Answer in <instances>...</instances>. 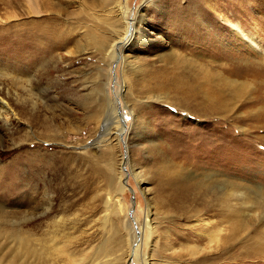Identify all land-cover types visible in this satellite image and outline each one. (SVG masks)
<instances>
[{
	"label": "rangeland",
	"instance_id": "rangeland-1",
	"mask_svg": "<svg viewBox=\"0 0 264 264\" xmlns=\"http://www.w3.org/2000/svg\"><path fill=\"white\" fill-rule=\"evenodd\" d=\"M190 1L0 0V264H264V89L219 67L264 81V59L240 38L191 55L170 36ZM173 71L212 76L226 108L179 103Z\"/></svg>",
	"mask_w": 264,
	"mask_h": 264
},
{
	"label": "bare ground",
	"instance_id": "bare-ground-1",
	"mask_svg": "<svg viewBox=\"0 0 264 264\" xmlns=\"http://www.w3.org/2000/svg\"><path fill=\"white\" fill-rule=\"evenodd\" d=\"M191 1H194V2H191ZM191 1H190L191 7L187 8V11H186L188 15L186 16L187 17L186 19L184 20L181 19L184 17L182 13H179L176 15L173 14V19H174L173 26H174V29H177L178 32L172 33V35H170L172 36L173 39H175V36L181 33L180 31L189 33V35L191 36L190 41L192 42L189 41L190 43H188L187 46H192V48L190 47L191 49H189L191 55L199 54L201 56H207L210 58L219 57V54L222 51L225 53L226 51L228 52V50L227 48L223 49L219 46L217 52H215V49L217 48L216 47L217 43H221L227 46V44H229V39L234 40L235 38L236 39L240 38L242 41H244V43L249 49L254 50L257 54H259L260 56V57L258 56L259 58L262 57L261 59H264V23L260 24L261 20L264 21V15L262 14L261 17L257 18L255 15H252L249 11V10L255 11L256 7L259 4H263V0H222V2H218V0H191ZM192 4L193 5L197 4V5L192 6ZM260 7H263V6L260 5ZM230 9L233 12L241 11V12H245L246 14H248L250 16V17L248 16V19L249 18L253 19L252 22L255 21L254 23L256 25H254V28H252V25H251L252 22L250 24L251 26L250 27L249 24L247 23L245 24L243 22L244 20L243 21L242 20L233 21L231 18H229L230 16L228 14V11ZM217 17L221 21L222 25L217 22L215 23L212 22L210 24H207V22H205V20L207 19H210V18L215 19ZM223 24L229 27V28L228 27L226 28H228L230 32L227 31V32L218 33V32H221V28L224 26ZM55 32L56 31L54 30V33ZM133 34L134 32L130 34L126 33L125 36L121 38V40H124L126 38L128 42H130L131 35L133 37ZM222 34H224L223 36L227 37V41L219 42V38H224V37H221ZM214 36H217L218 38H214ZM57 43H58V34L57 33L52 34V36L49 38V45L51 46L49 48L55 47ZM143 43L148 44V45L151 44L150 40H144ZM224 55L225 56L221 58V62L219 65V67L222 68V70L224 71L223 72L220 69L223 73H225L226 75H230V76L238 75L240 78H243V79H248V80L253 79L254 81H258L260 83L261 85L260 91L264 89V81L261 80L262 74L259 69L255 67H248L245 65L239 66L237 65L236 62H234L230 58L229 54H224ZM200 70H202V68ZM231 81L235 82V80H231ZM170 83H174L177 89H180V90L182 87L180 85H186L184 87H186L188 90L183 91L182 97H179L178 102L185 104L189 109L196 108V106L200 107V103H203L205 104V109H203V111L199 110V112L216 114V113L222 112L223 109L226 108L225 107L227 105L226 101L224 100L222 94L217 90V85L216 83L212 81V76L208 74H206L203 81H199L196 79L187 81L181 76L180 73L173 71L169 74V77L167 79L165 78L164 80H160L158 82V85L162 86L161 84L166 85ZM232 85H235V83L234 84L232 83ZM236 87H243V85L242 86L238 85ZM200 99H202L201 102H199ZM6 107H8V105L4 106V108ZM183 191H184V188L176 191V194L173 196V200H172L174 204L180 203V200L183 198ZM149 215L150 214L148 213L146 225L150 228L149 230H151L153 226H152L151 219L149 218ZM218 233L219 232L217 233L214 232L212 234H209L211 240L213 239H216L218 241L221 240ZM22 240L24 239L22 238L20 241ZM229 241L231 242V238L229 239ZM227 242L224 240V244H223L224 252L228 251V248H229L226 245ZM188 245L189 244H187L186 247H188ZM30 251L35 258L41 254L39 250L34 247L30 248ZM230 256L231 258H233L232 251L230 252ZM39 258H36V260H38ZM165 262L167 261H164L163 264H167ZM149 263L150 261L148 259H145V264H149Z\"/></svg>",
	"mask_w": 264,
	"mask_h": 264
}]
</instances>
